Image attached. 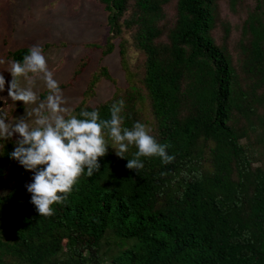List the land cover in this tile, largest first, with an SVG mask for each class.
<instances>
[{
  "label": "trees",
  "instance_id": "obj_1",
  "mask_svg": "<svg viewBox=\"0 0 264 264\" xmlns=\"http://www.w3.org/2000/svg\"><path fill=\"white\" fill-rule=\"evenodd\" d=\"M94 1L109 26L94 49L103 58L121 41L124 63L130 36L145 71L91 105L101 81L117 85L100 65L71 113L110 119L123 100L122 127L144 123L174 160L141 157L144 167L129 170L136 147L121 158L109 140L100 169L92 177L85 169L53 214L40 216L26 187L31 171L10 157L14 142L0 140V264H264V0ZM29 49L9 59L22 62Z\"/></svg>",
  "mask_w": 264,
  "mask_h": 264
},
{
  "label": "clouds",
  "instance_id": "obj_2",
  "mask_svg": "<svg viewBox=\"0 0 264 264\" xmlns=\"http://www.w3.org/2000/svg\"><path fill=\"white\" fill-rule=\"evenodd\" d=\"M0 66L12 77L8 97L24 105H36L26 108V115L16 118L15 123L9 122L0 108V140H11L18 134L16 147L9 155L26 170L34 171L33 182L26 187L40 216L53 214V205L63 202L85 169L89 177L100 169L99 158L107 154L109 140L121 158H125L130 145L136 147L134 158L127 159L129 170L144 167L141 157H159L165 164L174 160L166 151L168 145L158 143L144 123L136 122L131 129L122 127L123 100L111 106L110 119H100L95 110L81 111L83 118L73 115L64 106L66 100L39 45L30 47L22 62L0 57ZM37 80L48 89L46 99L38 104L34 90ZM5 86V77L0 73V92Z\"/></svg>",
  "mask_w": 264,
  "mask_h": 264
},
{
  "label": "rangeland",
  "instance_id": "obj_3",
  "mask_svg": "<svg viewBox=\"0 0 264 264\" xmlns=\"http://www.w3.org/2000/svg\"><path fill=\"white\" fill-rule=\"evenodd\" d=\"M0 57L6 61L9 54L21 48H30L39 45L45 55L49 69L59 86L69 82L76 67L82 58L90 57V65L79 77L73 87L63 89L62 94L66 100L65 107L71 112L81 102L82 95L98 67L106 66L112 76L117 80L115 86L110 81H101L96 94L90 101L97 105L109 100L116 92L117 87H128L131 79H139L145 71L146 55L133 46L132 39L127 36L123 42L126 56L124 63L121 56V41L115 42L112 54L102 58V51L95 50L92 44L105 45L109 36L108 13L104 5L94 0H0ZM6 80L5 91L0 92L3 101V111L7 120L15 123L16 118L26 115L36 105H24L22 101H12L8 97L7 88L12 77L3 70ZM130 72V74H129ZM22 86L24 81L21 80ZM34 90L39 100L46 99L48 89L41 80H37ZM7 122V121H6ZM18 134L11 140L15 144ZM16 147V144H15ZM260 161L257 165H263ZM18 165H13L7 174V183L14 186L17 182L15 172ZM34 171H31L29 181L33 182Z\"/></svg>",
  "mask_w": 264,
  "mask_h": 264
},
{
  "label": "water",
  "instance_id": "obj_4",
  "mask_svg": "<svg viewBox=\"0 0 264 264\" xmlns=\"http://www.w3.org/2000/svg\"><path fill=\"white\" fill-rule=\"evenodd\" d=\"M2 105H3V101H2V100H0V108L2 107Z\"/></svg>",
  "mask_w": 264,
  "mask_h": 264
}]
</instances>
